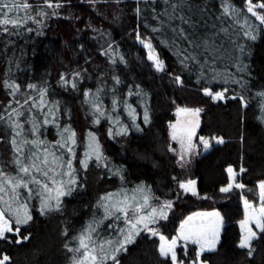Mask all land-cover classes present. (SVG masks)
<instances>
[{"label": "trees", "instance_id": "1", "mask_svg": "<svg viewBox=\"0 0 264 264\" xmlns=\"http://www.w3.org/2000/svg\"><path fill=\"white\" fill-rule=\"evenodd\" d=\"M31 2L35 3V0ZM62 2L66 7L61 13L67 19L52 17L41 24L30 23L34 31L26 32L22 37H11L6 49L4 42L9 38L0 36V49L6 53L0 54V79L8 78L11 68L12 75L21 85L40 84L46 80L59 93L56 99L62 101L71 116V119L64 116L61 123L71 124L81 145L87 141L89 132L96 134L110 167L120 168L123 179L113 176L109 168L96 167L90 162L86 172H79L83 187L63 198L62 212L41 215L39 201H29L32 220L19 226V238L27 236L28 239L16 243V235H7L6 240H0V258L7 255L10 258L8 264H71L72 253L65 245L72 246L71 237L89 221L98 198L122 188L143 185L160 200L174 201L168 219L151 226L158 234L172 239L188 215L217 210L224 224L220 241L216 251L203 253L201 260L207 264H264V234L253 241L255 251L251 256L247 255V250L238 247L242 236L241 221L245 216L242 199H255L257 185L264 181V97L259 95L264 93V32L256 41L246 42L250 44L249 55L244 59L248 71L244 74L245 88H241L238 84H225L212 78V68L203 78L199 70L193 71L191 66L185 68L179 62L176 50L162 44L163 37L152 34L150 27H145L154 22L137 16L135 0H121L119 4L115 0L107 3L101 0L95 6L87 0H71L70 5L67 0ZM232 2L240 9L245 8V0ZM209 3L219 7V0H209ZM101 32L105 34L103 38H100ZM137 32L149 39L152 35L158 36L152 43L165 63V73L156 72L151 66L146 49L137 42ZM107 41H111L116 52L127 61L126 66L121 64L117 68L116 74L124 81L118 90L136 108V123L140 128L130 129L128 135L114 138L108 136V128L112 125L104 118L100 124H93L90 110L83 103V92L91 90L94 93L101 86V78L107 81L106 91L114 83L110 79L112 65L101 55ZM10 60H16L19 67L10 64ZM226 65L230 62L213 68L221 73H236L235 66ZM84 69H87L86 73H83ZM74 71H81L84 76L79 83L80 90L65 91L58 84L60 74L70 75ZM176 76L183 81L182 85L175 82ZM134 85L147 93L148 123L142 119L145 101L137 104V97L126 95L128 86ZM204 87L214 91L227 88L228 97L243 95L247 106H243L239 98L213 101L204 94ZM5 96L0 87V100ZM103 101L110 111V91ZM177 108L201 109L197 136L209 139L213 145L209 151H198L184 167L177 154L170 151V148H176L170 139L169 125L176 119ZM111 114L118 116L121 125L131 124L123 108ZM212 137H222L224 143L217 144ZM47 138L50 141L57 138L54 129H48ZM82 149L79 147L77 153ZM228 167L236 171V182L243 183L244 189L233 188L227 194L219 191L229 183ZM241 168L245 169L243 173H240ZM188 179L196 181L197 195L179 189L177 181ZM159 244V237L142 231L128 252L121 255V264H171L159 255ZM190 249L189 256L183 254V248L178 249V259L185 264L195 258L194 247Z\"/></svg>", "mask_w": 264, "mask_h": 264}, {"label": "snow or ice", "instance_id": "2", "mask_svg": "<svg viewBox=\"0 0 264 264\" xmlns=\"http://www.w3.org/2000/svg\"><path fill=\"white\" fill-rule=\"evenodd\" d=\"M93 6L101 0H87ZM107 3L108 0H103ZM117 4L121 0H115ZM71 0H67V5ZM136 13L143 19H151L154 23L146 24L152 34L163 37L161 43L176 50L179 62L185 68L191 66L193 71L199 70L203 78L207 70L212 68L214 79L222 83H234L245 88L244 74L248 65L244 59L249 55L250 44L256 41L258 35L264 32V0H245V8L240 9L232 0H219V7L209 3V0H135ZM66 7L62 0H0V36L8 37L4 42L5 49L11 43L10 38L24 36L34 31L29 24H41L46 18L63 17L61 10ZM216 9V11H213ZM78 18V17H77ZM254 18V21L253 19ZM23 30V31H22ZM93 31H98L93 29ZM100 33V38L104 37ZM137 41L147 49V59L156 72L165 73L164 61L156 53L152 40L158 39L152 35L151 39L136 33ZM0 54L4 53L0 49ZM14 55V54H13ZM101 55L106 56L112 65L110 88V111L105 107L103 97L109 95L106 91L107 81L100 79L101 86L93 93L91 90L83 92L84 101L93 117V124H100L101 118L106 119L112 126L108 128L109 138L128 135L130 129L140 130L136 123L137 110L127 99L118 86L124 84L120 75L116 74L119 65L126 66L127 61L119 55L111 41L106 42ZM229 61L235 66L236 73H221L213 68L214 65ZM87 62V61H86ZM10 64L19 67L16 60ZM87 69L83 70L86 73ZM81 71H74L70 75L60 74L59 87L65 91L71 89L78 92L79 83L84 78ZM178 84H183L179 76L174 77ZM0 87L6 93L5 99L0 100V240H6L7 233H13L18 238L16 243L27 240L20 236L21 225L32 220L29 212V201L38 200V210L41 215L52 212H62L63 198L72 196L78 188H82L79 172H86L89 163L96 167L109 168L113 176L123 179L120 168H111L107 157L104 156L101 144L96 134L89 132L87 141L81 145L77 140V133L69 123H61L64 116L71 119L69 111L59 95L46 81L40 84L27 83L21 85L11 73L0 79ZM204 94L213 101H226L239 98L243 106V95L226 96L227 88L214 91L203 88ZM127 97L138 99L135 103L145 101L142 119L150 122L149 110L146 106L147 93L139 85L128 86ZM264 97V93H260ZM123 108L131 119L130 125H121L118 116L111 113ZM201 109L177 108V116L186 114L195 119H186L171 124V139L180 145L179 163L184 167L193 153V137L199 125ZM55 130L56 139L47 138L48 129ZM217 144L224 143L223 138L212 137ZM199 145L203 151H209L212 143L204 137L199 138ZM83 147L82 158L77 155V149ZM170 151L175 152V149ZM78 164V167H77ZM245 171L240 169V173ZM229 183L219 189L221 193H229L236 189H244L243 183L236 182V171L228 167ZM175 179V178H174ZM183 193L197 195L196 181L188 179L177 181ZM261 206L254 207L247 199L244 200L245 219L241 221L243 230L238 243L240 249L247 250L251 256L255 251L253 241L264 234V181L257 185ZM155 200L156 203H152ZM174 201L160 200L153 196L143 185L133 189L122 188L118 192H109L97 200L95 211L89 221L81 227L78 233L71 237L72 246L65 245L72 253L71 264H121L120 257L128 252L130 245L136 242V237L142 231L158 235L151 227L160 220L168 219L173 209ZM251 224H255L256 231ZM15 225V229L13 228ZM223 218L219 212L195 213L188 216L180 225L178 234L172 239L159 235L161 243L158 246L159 255L170 260L171 264H183L178 259L177 247L187 250V245L198 246L197 260L204 252L216 251L220 240ZM67 235V232L64 233ZM182 242V243H181ZM9 257L0 258V264H8ZM195 264V262H194Z\"/></svg>", "mask_w": 264, "mask_h": 264}, {"label": "rangeland", "instance_id": "3", "mask_svg": "<svg viewBox=\"0 0 264 264\" xmlns=\"http://www.w3.org/2000/svg\"><path fill=\"white\" fill-rule=\"evenodd\" d=\"M137 42H138V41H137ZM138 44H139L140 46H142L139 42H138ZM146 51H148V50L146 49ZM156 53H157V51H156ZM157 54H158V53H157ZM186 119H195V118H193V117H191V116H188V115H186V114H181L180 116H176V119H175L172 123H170V125H171V124H176L178 121H180V122L182 123V122L185 121ZM198 119H199V122H200V118H198ZM170 125H169V135H170V139H171L172 129H171ZM198 127H199V125H198ZM198 127H196V134H195V136L193 137V144H194L196 147L193 148V153H192V155H191L190 157H187V159L189 160L188 163H190L191 160L197 155L198 151H200V150L203 151L202 146L199 145V137L197 136V135H198ZM171 141H172L173 143L176 144L175 153L177 154V156H178V160H179L180 145H179V143H178L177 141H173L172 139H171ZM83 151H84V148H83L82 150L79 151V154H80V157H79V158H82ZM79 154L77 153V155H79ZM188 163H187V164H188ZM89 164H90V163H89ZM236 178H237V175H236ZM195 188H196V192H197V187L195 186ZM254 197H255V199H252V200L248 199L247 197H244V198L242 199L243 206H244V200L247 199V200H248V201H249L254 207H256V208L260 207L262 202L260 201L258 191H256V194H255ZM244 209H245V206H244ZM206 212L210 213V212H219V211H217V210H210V211H196V212H194V213H192V214H190V215H193V214H195V213H206ZM219 213H220V212H219ZM190 215H188V216H190ZM188 216H187V217H188ZM220 216L222 217L221 213H220ZM187 217H186V218H187ZM186 218H185V219H186ZM185 219H184V220H185ZM244 219H245V216H244ZM184 220H183V221H184ZM183 221H182V222H183ZM182 222H181V223H182ZM180 225H181V224H180ZM223 225H224V224H223ZM250 226L252 227V229H253L254 231H256L255 224H251ZM179 228H180V226H179ZM241 229H242V228H241ZM222 230H223V226H222V229H221V232H220V236H221ZM178 231H179V229H178ZM178 231H177V234H178ZM242 232H243V230H242ZM9 234H13V233H7L6 236L9 235ZM177 234H176L174 237H176ZM159 235H160V234L155 235V236L159 237ZM152 236H153V235H152ZM174 237H173V238H174ZM169 240H170V239H169ZM219 241H220V240H219ZM160 243H161V241H160ZM181 243H182V242H181ZM218 244H219V243H218ZM218 244H217V246H218ZM189 246H190V247H194V249H195V258H194L193 261L191 260L188 264H194V262H195V264H207L206 262H203V261L201 260V256H202L203 254L200 256L199 260H197V250H198V246H197V245H193V244H190V243H189V244L187 245V250H186V251H185V249H184L183 247H177V249H176L177 254H178V249L183 248V251H184L183 254L189 256V251L191 250ZM217 246H216V248H217ZM204 253H205V252H204ZM1 258H2V257H1ZM183 264H185V263L183 262Z\"/></svg>", "mask_w": 264, "mask_h": 264}]
</instances>
